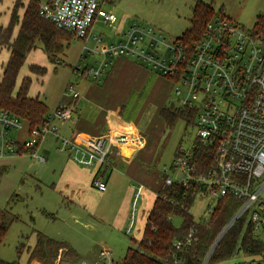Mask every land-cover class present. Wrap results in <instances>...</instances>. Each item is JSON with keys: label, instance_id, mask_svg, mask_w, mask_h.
I'll use <instances>...</instances> for the list:
<instances>
[{"label": "built area", "instance_id": "built-area-1", "mask_svg": "<svg viewBox=\"0 0 264 264\" xmlns=\"http://www.w3.org/2000/svg\"><path fill=\"white\" fill-rule=\"evenodd\" d=\"M113 1L47 0L40 4L39 15L61 31L87 42L98 20L117 30L118 16L108 10ZM94 40L98 45L93 50L84 46L83 51L101 59L84 70L88 76L99 80L112 63L110 58H132L173 83V93L180 96L177 106L169 102L174 109L195 112V141L187 148L180 147L172 167L164 168V184L193 185L198 193L209 195L216 203L227 196L241 200L242 205L229 221L230 226L227 224V231L246 216L254 238L261 240L260 234L264 233V37L254 28L247 29L220 16L206 25L195 44L181 37L168 38L156 27L142 24L130 25L117 43L101 47V36H94ZM74 71L80 75L83 69L78 65ZM65 92L73 99L80 96L71 82ZM73 114L70 104L60 103L49 111L42 125L30 129L22 119L0 108V160L28 156L46 163L40 147L52 136L59 153L82 167L96 170L93 185L98 191L106 192L107 184L99 174L103 168L113 169L110 156L127 139L114 133L89 141L64 137L57 122H67ZM196 143L215 150L214 162L204 172L200 171ZM170 171L174 179L168 175ZM145 190L143 184L135 188L127 235L135 229ZM194 232L191 230L184 241H178L176 249L191 245ZM209 252L202 264L210 263L214 252ZM226 263L264 264V252L253 256L235 253L223 264ZM92 264L116 262L111 250L104 248Z\"/></svg>", "mask_w": 264, "mask_h": 264}, {"label": "rangeland", "instance_id": "rangeland-1", "mask_svg": "<svg viewBox=\"0 0 264 264\" xmlns=\"http://www.w3.org/2000/svg\"><path fill=\"white\" fill-rule=\"evenodd\" d=\"M30 1L23 0L24 8ZM35 1L43 3L47 0ZM196 1L211 4L217 15L223 13L247 29L254 28L257 16L264 12V0H114L112 5L108 6V10L118 16L117 30L99 20L93 29L95 32L93 37L87 42L73 38L65 54L61 55L60 62L50 61L51 64L45 67L47 71L44 76L31 73L30 67L33 64L28 54L17 77L15 92L19 90L23 78L29 76L32 80L29 95L39 99H45L47 96L48 105L54 107L62 93H65L68 83L77 86L79 77L74 71L75 66L80 65L85 70L96 62L98 56L83 51L84 46L93 50L98 45L94 35H99L103 39L99 46H108L122 39L121 31L124 30V33L130 25L142 24L156 27L168 38L175 39L181 37L190 27L192 7ZM8 3H11V0L3 1L4 6ZM6 57L7 50H1L0 76ZM145 91L151 92L152 86L146 85ZM179 97L173 93L172 101L175 106L178 105ZM156 111L151 104L149 110L142 114L139 123L142 133H146V127L154 115L156 116ZM137 115L138 113L135 117ZM130 122L134 123L135 119L132 118ZM152 124L155 128L153 126L151 130L153 133L149 134V138L154 140L155 152L153 160L148 163L147 177L150 178L148 186L154 188L155 184L159 188L164 183L166 173L164 168L172 167L180 147L187 148L195 141L196 128L193 123L188 125L183 119H177L172 126H167L159 115L157 121L153 120ZM57 154L65 156L62 153ZM110 169L103 168L101 172H109ZM112 170L116 172L115 175L119 174L117 169ZM168 175L172 179L175 178L171 171ZM59 176L58 166L52 164L50 160L39 163L28 156L0 160V211L7 209L16 218L0 246V259L30 264L29 249L35 246L37 234L40 232L54 240L68 242L77 251L79 264H92L104 248L111 250L116 263L122 262L127 249L136 246L134 241L142 238L145 225L143 216L138 226L140 231L133 229L131 235H127L125 230L118 227V211L125 199L127 188H108V191L103 193L95 189L96 192L90 194L92 209L70 208L55 190L54 184ZM147 193L149 198L146 207L147 211H150L155 192L148 190ZM262 197L264 198V191ZM215 205L216 201L209 195L198 193L191 210L194 220L202 224L207 223ZM172 224L180 228L183 220L180 217H173ZM260 237L264 241V233H261ZM31 264L42 263L34 261ZM52 264L64 263L56 261Z\"/></svg>", "mask_w": 264, "mask_h": 264}, {"label": "trees", "instance_id": "trees-1", "mask_svg": "<svg viewBox=\"0 0 264 264\" xmlns=\"http://www.w3.org/2000/svg\"><path fill=\"white\" fill-rule=\"evenodd\" d=\"M41 2L31 0L25 8L22 18L19 9L24 8L23 0H16L11 20L6 28H0V45L8 48L10 57L3 66L0 78V108L22 119L30 129L42 125L49 113L48 106L38 97L29 95L32 80L23 78L19 90L15 92L16 80L24 65L27 55L42 45L52 63L59 62L61 55L74 36L61 31L39 15ZM224 14L217 15L211 4L196 1L192 7L191 25L181 35L189 44L197 43L206 25ZM19 26L18 36L13 39L15 28ZM254 30L264 37V12L257 16ZM31 73L44 76L46 68L32 65ZM167 124L172 126L177 119L195 125V112L164 108L160 112ZM197 160L200 171H206L215 159V150L196 143ZM198 188L184 187L175 183L167 186L164 183L157 191L155 201L147 217L140 240L134 241L136 246L129 247L122 262L116 264H202L206 254L219 237L222 230L240 209L242 201L232 197H223L216 203L207 223L194 220L192 207L195 203ZM173 217H180L183 224L176 228L172 224ZM16 220L15 216L5 209L0 211V246L4 242L8 230ZM191 230H194V241L191 245L177 250L175 244L184 241ZM253 256L264 252V241L254 238L251 226L243 216L227 231L217 245L209 264H223L235 253ZM21 254V250H20ZM30 264L38 261L52 264L58 261L64 264H79L77 251L65 241H57L43 233L37 234V242L29 249ZM0 264H21L19 261L7 262L0 259Z\"/></svg>", "mask_w": 264, "mask_h": 264}, {"label": "crops", "instance_id": "crops-1", "mask_svg": "<svg viewBox=\"0 0 264 264\" xmlns=\"http://www.w3.org/2000/svg\"><path fill=\"white\" fill-rule=\"evenodd\" d=\"M3 1L0 0V28H6L9 25L16 2V0H11V3L4 6ZM24 12L25 8H22L21 12H19L21 18ZM98 21L92 26L88 39L93 37L95 33L93 29ZM123 31H121V37ZM18 33L19 26L14 30L13 39L18 36ZM3 49L7 50L5 65L9 60L10 52L8 48L0 45V51ZM44 53L42 45H38L36 49L29 52L32 64L47 68L51 63L47 54ZM99 59H101V56H98L97 60ZM110 59L112 63L99 80L88 76L84 70L80 75H77L79 81L77 86L75 84V87L80 94L78 98L73 99L69 94L63 92L54 107L48 105L47 96L45 99L40 98V100L48 106L49 111L54 110L60 103L70 104L73 108L74 114L71 120L57 122L60 133L64 137L89 141L107 133L125 135L127 141L118 144L110 156L113 169H117L119 174L115 175L116 172L110 169L109 172H100L99 176H102L107 184L106 192L108 188H127L125 199L118 211L119 220L117 224L123 230L127 229L129 223L135 188L140 184L146 187V191L141 198L142 202L140 201L139 204L135 225V231H140L138 228L141 222L140 218L145 216L144 224H146L147 217L151 211H147L146 207L147 199L149 198L147 191L155 192V197L153 196L155 199L159 190L157 188L158 185L154 184V188L148 186L150 178L147 177L149 173L147 167L148 163L153 160L155 152L154 140L149 138V134L153 133L151 131L154 126L152 124L153 120L157 121L158 115L161 117L160 112L162 109L168 107L174 109L169 103L172 101L173 83L155 70L132 58L113 57ZM146 85L152 86L151 92L145 91ZM151 104L157 109L156 116L154 115L153 120L147 125L146 133H142L139 123L142 120V114L149 110ZM139 106H141L140 109H138ZM136 113L138 115L135 117ZM132 118L135 119L134 123L130 122ZM40 153L46 157L47 161L50 160L52 164L58 166L60 176L54 187L68 204L67 206L77 209H92L90 194L96 192V188L93 185L96 170L82 167L68 159L67 156L60 154L58 156L56 139L52 136L48 137L41 145Z\"/></svg>", "mask_w": 264, "mask_h": 264}, {"label": "water", "instance_id": "water-1", "mask_svg": "<svg viewBox=\"0 0 264 264\" xmlns=\"http://www.w3.org/2000/svg\"><path fill=\"white\" fill-rule=\"evenodd\" d=\"M234 220V219H233ZM233 220L230 222V224L233 222ZM229 225V224H228ZM222 231V233L220 234V236L217 238V240L215 241L214 245L212 246L211 250H210V254H212L214 252V250L216 249L217 245L219 244V242L221 241L222 237L225 235L227 228L230 226H228Z\"/></svg>", "mask_w": 264, "mask_h": 264}]
</instances>
